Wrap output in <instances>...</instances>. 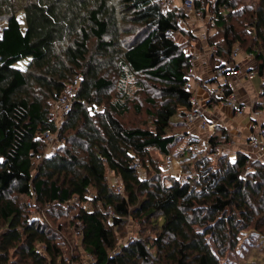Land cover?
I'll return each instance as SVG.
<instances>
[{"label": "trees", "instance_id": "trees-1", "mask_svg": "<svg viewBox=\"0 0 264 264\" xmlns=\"http://www.w3.org/2000/svg\"><path fill=\"white\" fill-rule=\"evenodd\" d=\"M195 6L216 21L207 38L216 48L210 62H235L232 53L240 47L253 54L255 71L264 78V40L245 48V33L230 23L234 2L195 0ZM179 17L184 18L183 10L172 0L167 9L156 0H0V24L6 23L0 36V264H15V257L31 264H68L62 243L67 236L60 225L56 230L48 225L54 209L69 203L76 211L70 225L78 227L88 264H221L208 236L223 257L236 248L243 231L258 226L252 201L261 199L264 206V162L237 152L230 165L231 157L219 156L215 162L226 165V175L198 197L193 187L197 177L182 184L162 175L161 161L150 157L155 149L165 158L186 142L182 168L201 164L210 171L215 162L208 156L218 151L221 139L229 140L219 126L204 156L189 148L198 139L189 136L185 115L194 96L185 89L192 66L187 49L198 38L178 25ZM256 22L264 26V17L253 19L251 28ZM179 36L187 39L179 42ZM27 58L26 69L14 67ZM111 68L117 71L118 86L106 78ZM78 75L81 83L71 110L58 125L52 105ZM140 77L162 85L156 91L165 97L158 105L149 99L155 107L147 110L152 129L129 128L121 120L132 108L140 110L132 97L146 89ZM113 88L115 99H106ZM231 92L229 88L226 96ZM210 101L220 100L212 93ZM103 104L104 111L99 109ZM180 115H185L187 130L171 134ZM46 131L57 133L59 140L48 146L58 147L50 156H44L47 144L37 139ZM135 161L149 170L147 178L133 168ZM251 163H262L255 183L240 177ZM151 169L156 173L150 174ZM110 173L121 180L123 193L110 185ZM22 197H36L38 209L33 203L31 208L44 212L40 216L46 219L33 218ZM109 209L111 218L105 214ZM128 219L153 222L156 235L120 243L118 232Z\"/></svg>", "mask_w": 264, "mask_h": 264}, {"label": "rangeland", "instance_id": "rangeland-1", "mask_svg": "<svg viewBox=\"0 0 264 264\" xmlns=\"http://www.w3.org/2000/svg\"><path fill=\"white\" fill-rule=\"evenodd\" d=\"M156 1H158V0H156ZM183 1H185V0H172V5L181 6ZM232 1L234 2V5H235L232 11L235 12L236 14H233V17L231 18L230 23L236 27L237 32L245 33V35L243 34V36H242V39L244 40V41H242V43H244V44L246 43L245 48H247L248 46L257 45L258 40H260V41L264 40V27H263V30L258 34V29H260L259 26H257L258 20L256 22V27H255L256 29L251 28V26H252L251 22L253 21V19L254 20L257 19V17L259 20L262 16L264 17V2L262 3L258 0H232ZM18 18L20 19L19 21H20L21 27H23V29L25 30L26 29V20H25L24 13L23 12L19 13ZM5 26H6V23L0 24V36L2 34V29ZM197 26L199 27L198 24H197ZM201 31H202V26L200 27L199 33ZM214 31H215V29H214ZM247 34H249V37L247 36ZM178 38H179L178 40H180L179 42H182V41L187 39L185 36H179ZM255 38H257V39H255ZM220 41L221 40H217V43H220ZM256 42H257V44H256ZM196 45H197V43H194L193 46L196 47ZM193 46H191V47H193ZM201 47H202V52L206 51L205 42H201ZM204 54H205V56L203 58L205 61H207V59H209L208 58L209 54L207 52H205ZM247 54H250V53H246V52L244 53L243 50L241 49L240 55H238L239 57L237 56V58H236L237 64L238 65L240 63L242 64L243 59H244L245 63H249V64L252 63V64L257 65V62L255 61L254 57H248ZM194 61L196 63H198V66L196 69L199 70L201 68V56L198 57L197 59L195 58ZM29 62H30V58L23 59V60L19 61L18 63H16L14 67L24 70L27 68L26 66L28 65ZM211 65H212V71H214V67H215L214 61H212ZM105 75H107L106 76L107 80L112 81L116 86L119 85V78L117 76V71L114 68L108 69L106 71ZM254 79L255 80H251L253 82V84H252L253 86L257 85L256 80H258V81L261 80L260 77L254 78ZM141 80L143 81L146 89L143 92H140L138 95L132 96L134 98H137L136 99V103H137L136 105L139 106L140 110H137L135 107L132 108L130 113L126 117L121 118V120L124 123V125L126 127H129V128L140 127V128H144V129H152L153 119L147 113V110L154 112L155 107H153V105L149 102V99H154L156 101V105H158L165 100L164 99L165 97L162 96V93L160 94V92L156 91L162 85H160L159 83H157L155 81L149 80L147 78H141ZM262 80L264 82V78H262ZM235 83L236 82H234V85L236 87L237 96L241 97V98H239L240 100H243V99L247 100V103H249L248 104L249 105V111H252V109L261 111V114L258 118V122H256L257 129H254L251 132V133H254V132L257 133L260 129L259 128L260 126H262V129H264V126L261 125V124H264V89H262L260 91L259 98L253 100V98L250 96L244 97V96H242V94L238 93L237 91L239 89V85H237ZM190 84L195 89H196V87L201 86L200 82L195 81L194 79L190 82ZM243 84H244V82H243ZM112 90L113 91H111L110 93L105 95L106 99H108V100H114L115 99L116 94H117V90L115 88H113ZM36 91H39V88H37ZM159 94H160V96H159ZM261 94H262V96H261ZM195 97H196V94H195ZM259 102L261 103V105H259V108H258L257 103H259ZM221 103L225 105V103L221 102V101L216 103V105H219ZM59 104H60L62 109H63V107L66 108V106H67L66 102L64 101V98L62 99V101L59 102ZM199 104L203 108L202 110L207 111L209 113H210V111L212 113H214V111H212L211 109L206 108V106H205L206 102H204V103L199 102ZM105 105L106 104H103L99 109H101V110L103 109V111H104ZM249 111L245 110V112L243 114H237V113H234V114L236 115V117H241L244 114L251 116V113ZM181 112L184 113L183 110ZM185 115H186V120H187V112H185ZM185 115H180L174 119L173 125L169 131L171 134H180V133H183L185 130H187L182 125V123L185 121ZM194 125L198 126V123H194ZM236 129L238 132L234 131V132L230 133V132L226 131L229 135V140L227 142H225L224 139H221L220 148H223L225 150H235V149H238L239 146L251 147L248 143L247 137L245 135H243L242 131H239L238 128H236ZM180 146H186V142H184ZM57 149H58V147L51 148V147H48V145H46L44 156L53 155L57 151ZM197 153L198 152H196V155H197ZM149 154H150V157H152L156 161H158V160L161 161V163L163 162V160H165L163 158V156H161L159 154V152L156 151L155 149L150 150ZM200 156H204V155L201 154ZM235 158H236V156L234 158H232L233 160L229 159L228 163L230 165H231V163H234ZM254 160H252V161L254 162ZM252 163L250 165H248L246 169L241 171L240 177H242L243 179H245L247 181H250V183H255L256 180H254V178H255L254 175L257 173V170H258V168H260V165L262 163H259L257 166L253 165ZM214 165L215 166L211 167L210 171L205 169L202 166L203 167L202 168L203 169L202 175L197 178L196 185L193 186L194 187V193L198 197H201L205 194L206 195L209 194L212 186H215V184L221 180L220 178L222 176L226 175V171H227L226 165H222V166L220 165L219 166L218 164H216V162ZM143 166L144 165H142V169H141L142 171L139 172V174L142 178H147L149 175V173H148L149 170L146 169L145 167L143 168ZM159 168H160V166H159ZM156 171L157 170L154 171L153 169H151L150 174L156 173ZM21 201H22V203H24L27 206V209L32 214L33 218L46 219V217L40 216L44 212H40L41 214H37V212L33 208H31L29 205H27V204L33 203L35 205V209H38L36 206V204H37L36 203V197H33V198L22 197ZM260 201H261V199L252 201V203L254 205L253 211L255 213L256 222L258 223V226L257 227L252 226V227L246 229L245 231H243L239 235V238L237 239L238 244H237L235 249H233L229 252H226L223 257H220L218 254L217 246L214 243L212 236H208L207 241H208L212 251L214 252V254L219 258L221 264H264V206L261 205ZM72 204L73 203L67 204L68 206L64 207L63 209H58V208L54 209L53 218L51 220L52 226L48 223L49 224V225L47 224L49 227L48 229L56 230L57 226L60 225L63 233L67 236L68 241H66V242L62 241V243H63V249H64L63 250L64 251V257L68 261L67 262L68 264H88L89 261L87 258H85V253L83 251V248L81 247V240H80V236L78 233L79 231L77 229L78 227L74 228L72 225H70L71 219H72L73 215L76 213V211H74V209L72 208ZM85 206L88 207L87 204H85ZM68 207H70V208H68ZM59 213H63V215L61 217H59L58 216ZM35 215H37V216H35ZM45 222H46V220H45ZM156 233L157 232L155 230V227L153 226V222L140 223L138 220L128 219L127 224L123 226V228H122V230H120V232H118V236L120 238V243H124L128 239H131L133 237H135V238L136 237L137 238L143 237V238L151 240L156 235ZM41 250H42V248H41ZM78 257H80V260L76 261V259ZM82 257H84L85 260H83ZM13 262L15 264H31L27 260H23L20 262V259L18 257H15L13 259ZM58 264H60V263H58Z\"/></svg>", "mask_w": 264, "mask_h": 264}, {"label": "built area", "instance_id": "built-area-1", "mask_svg": "<svg viewBox=\"0 0 264 264\" xmlns=\"http://www.w3.org/2000/svg\"><path fill=\"white\" fill-rule=\"evenodd\" d=\"M216 1L217 0H213L212 2H216ZM158 2L160 3L163 9H167L170 5L171 0H158ZM181 8L183 10L184 18L179 17L177 19V23L179 26H182V24L185 25L186 23H190L192 25L202 24V31L200 33L198 32L200 35L198 33L196 34V37L198 38V41L196 42L197 43L196 47L193 46L187 49V54L191 57L190 60L192 62V66L189 70L191 79L185 84V89L194 92L193 87L190 84V82L196 77V75H198V69H196L198 63H196L194 59L195 58L197 59L202 55L201 42H205L207 53L209 54V58L216 51L215 46H209L207 44V38L209 32L215 28L216 21L214 19V15L212 14L204 15L202 11L197 10L195 6V0L183 1ZM169 33L174 36L178 34V33L174 34L172 31H169ZM240 52L241 49L239 47H235L232 53V58L235 59V62L227 61L224 63H220L217 60L214 67V71H212L213 82L215 83V88L213 89L214 97L217 100L224 102L225 105L232 108L234 113L237 114H243L245 110L249 111V105H248L249 103H247V100L245 99L243 100L239 99V97L236 94V91L229 83L230 79H238L241 76H243V74L245 78L252 79L257 75L255 68L249 70L247 69L246 71H244L243 67L237 64L236 58L238 55H240ZM247 56L253 57V54L250 53L247 54ZM80 83H81V76L78 75L74 79L73 83H70L66 86L65 90L61 93L59 98L53 103L52 119L55 120L58 125H61L63 123L65 116L71 110ZM229 88L232 90V92L230 95L226 96V92L227 90H229ZM63 98L67 106L66 108L63 107L62 109L59 102L62 101ZM191 104H192V109L187 112L188 124L193 125L194 123H198V128L200 129L199 131L203 133L204 136L202 138L196 137L198 140L194 141L189 148L194 153L198 152L205 155L210 147V141H209L210 138L214 135H217L218 126L209 118L208 112L202 110L203 108L200 106L199 99L197 98V96L195 97V93L194 96L191 98ZM96 110L97 109H95V111ZM249 112L251 113V117L256 122H258V118L261 114V111L252 109V111ZM259 128L260 129L257 133L254 132L249 135L248 143L251 146V148L258 149L264 154V129H262V126H260ZM37 139L45 142L48 146H55L59 141L57 133H53L51 131H46L45 133L38 134ZM186 146H180V145L177 146L172 154L165 156L164 158L165 160H163L159 168L162 175L178 178L182 184L186 183L188 178L200 177L202 175L201 171L203 170L201 164H195L194 166L186 169L182 168L180 161ZM225 154L226 155L229 154L228 150L219 147L218 151L215 154L209 155L208 157L215 162L219 156ZM133 168L137 171H142L141 170L142 166L138 161H135L133 163ZM108 179L110 185L113 187V189H115L117 193H123L124 191L123 184L118 177H116L113 173H110ZM28 205L31 207L32 203ZM105 214H108L109 218H111L114 215L112 210L110 209L107 210Z\"/></svg>", "mask_w": 264, "mask_h": 264}, {"label": "crops", "instance_id": "crops-1", "mask_svg": "<svg viewBox=\"0 0 264 264\" xmlns=\"http://www.w3.org/2000/svg\"><path fill=\"white\" fill-rule=\"evenodd\" d=\"M198 25H199V27L197 26V24H194V25H192L190 23H186L185 25L182 24V26L184 28L190 29L195 35L200 31V27L202 26V24H198ZM263 27L264 26L259 27L260 29H258V34L263 30ZM205 52H207V49H206V51L202 52L201 68L198 70V75H196V77L194 78L195 81L200 82L201 86L196 87V89L193 88L194 93L196 94L197 98L199 99V102H202V103L206 102V105L204 104L206 106V108L214 111V113H212L211 111H210V113L208 112V116L218 127L219 126L223 127L225 130H227L230 133H232L234 131L238 132L236 129V128H238V130L242 131L243 135H245L248 139L251 132L254 129H257V125L255 123L256 121L251 116H249L247 114L246 115L244 114L241 117H236L232 108H230L227 105H224L222 103L219 105H216V102L211 103V101H210L212 99V93H213V89L215 88V83L213 82L212 65L210 63V59H207V61H205L203 58L205 56V54H204ZM239 65H241L243 67L244 71H246L247 69L248 70L254 69L256 64L245 63L244 59H243V63L242 64L240 63ZM258 77H260V76L256 75L252 79H247L244 77V74H243V76H241L238 79H230L229 83L232 85V87L236 91V87L234 85V82H236L235 84L239 85V89L237 92L242 94V96H244V97L250 96L254 100V99L259 98L260 91L262 90L261 86L264 83L262 78L260 77L261 80L260 81L256 80L257 85L253 86L252 85L253 82L251 80H255L254 78H258ZM243 82H244V84H243ZM239 98H241V97H239ZM218 102H220V101H218ZM188 133H189V136H191V137L193 136L195 138L196 137L202 138L204 136V134L199 131L198 126L194 125V124L189 126ZM228 152H229L228 155L231 157V159L236 156L237 152H243L246 155H248L251 160L255 159V160H260V161L264 162V158H263L264 154L261 151H259L258 149H254L251 147L239 146L238 149L228 150Z\"/></svg>", "mask_w": 264, "mask_h": 264}]
</instances>
